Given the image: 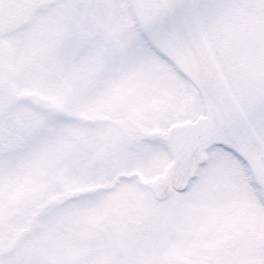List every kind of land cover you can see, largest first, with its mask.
<instances>
[{"label": "snow or ice", "instance_id": "6c2138e0", "mask_svg": "<svg viewBox=\"0 0 264 264\" xmlns=\"http://www.w3.org/2000/svg\"><path fill=\"white\" fill-rule=\"evenodd\" d=\"M0 264H264V0H0Z\"/></svg>", "mask_w": 264, "mask_h": 264}]
</instances>
